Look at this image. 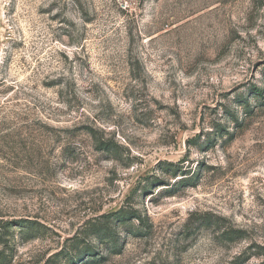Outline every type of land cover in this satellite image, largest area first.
Returning <instances> with one entry per match:
<instances>
[{"label":"rangeland","instance_id":"1","mask_svg":"<svg viewBox=\"0 0 264 264\" xmlns=\"http://www.w3.org/2000/svg\"><path fill=\"white\" fill-rule=\"evenodd\" d=\"M0 232L5 264H264V0H0Z\"/></svg>","mask_w":264,"mask_h":264},{"label":"trees","instance_id":"2","mask_svg":"<svg viewBox=\"0 0 264 264\" xmlns=\"http://www.w3.org/2000/svg\"><path fill=\"white\" fill-rule=\"evenodd\" d=\"M107 149H108V147H107ZM111 150H113V149H111ZM168 166H172V164L168 163ZM170 170L175 171L173 169H170ZM111 217L114 218V222L118 221L120 224H123V225L129 224V223L132 224L131 221L133 219H141L142 220V216L140 214H138V212L127 211L124 208L117 210L116 212H114V214H111ZM202 221H203V225L211 223V219L208 217H204V219ZM107 227H108V224L103 226V227L93 226V228H91V230L94 233H104L101 230H106ZM222 235L223 236L227 235L230 239H236L238 237H243L242 236L243 234H241V231H236V230H233V231H226L225 230L222 232ZM2 237H3L2 233L0 232V240L2 239ZM113 239H114L113 241H116L115 238H113ZM115 245H116V243L113 244L112 248H116ZM3 262H4V260H2L0 262V264H5Z\"/></svg>","mask_w":264,"mask_h":264}]
</instances>
